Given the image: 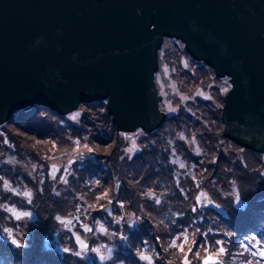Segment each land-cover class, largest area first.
<instances>
[{
	"label": "rangeland",
	"instance_id": "rangeland-1",
	"mask_svg": "<svg viewBox=\"0 0 264 264\" xmlns=\"http://www.w3.org/2000/svg\"><path fill=\"white\" fill-rule=\"evenodd\" d=\"M162 49L156 73L161 107L165 114L178 121L171 126H166L167 122L163 124L166 126L163 132L170 136V146L166 149L162 129L157 135H145L140 131L124 134L123 142L119 143L121 159L132 160L135 156L139 157L141 151L146 154V165L142 167L136 161L131 173L145 172L147 184L142 176L133 177L130 184L145 188L143 201L149 207L150 217L162 220V231L157 234L162 233V238L158 239L160 245H154L152 249L157 264H162L166 255H169L167 264H264V241L255 236L240 241L237 233L222 232L227 228L221 223L225 220L235 226L236 221L253 223L257 219L264 220L255 214L257 205L264 204V156H254L220 139L214 147L223 146L224 160L215 162L218 150L214 149L204 132L212 135L213 129H218L215 122L208 120V115L219 121L217 101L224 91L215 90L219 82L206 71H203L201 79L208 86L196 88L190 78L193 69L200 63L186 55L180 42L166 40ZM199 98L207 104V109L200 106ZM102 114L104 106L101 103L91 108L80 107L65 118L40 111L19 113L11 125L0 131L2 148V140L6 142L8 134H12L20 150V153L8 148L5 153L0 151V242H5V245L0 244V264H154L148 254L149 249H142L133 257L137 252L135 245L140 240L127 236L124 237L127 246L118 249L114 258L109 257L114 254L109 242L97 246L100 243L97 241L88 248L82 236L80 240V231L70 232L77 247L75 252L71 251V248L74 249L72 238L64 234L67 228L63 232H55L57 238L50 246L47 239L33 240L36 228L32 224L37 217L34 213L42 216L46 226H49L47 220L50 216L59 225H70L69 216L78 211L85 213V209L88 223L89 220H103L109 214L102 207L97 211L102 202L101 196L90 202L88 207L89 202L84 198L77 197L75 200L72 197L73 193L81 190L76 175L81 168L94 163L107 170L106 160L97 156L104 158L105 151L112 145L104 147L90 143L91 135L104 133V124L98 122ZM202 119H206L204 124H201ZM36 134L49 137L48 142L35 143ZM176 142H179L178 149H175ZM10 155L14 161L16 157L21 159V168L10 165ZM181 158L195 166L197 180H194V188L201 191L196 196L198 207L191 208L190 196L185 200L177 197V191L188 186V181L179 176L182 170L188 171L187 167L183 169L181 166ZM72 161H75L73 165ZM46 162L49 165L48 178L42 171L43 167H47ZM87 180L93 189L95 186L91 178L87 177ZM111 186L109 182L105 187V204L119 201L129 212L125 205L126 197L119 194L121 184L115 181L113 192ZM62 191L66 193L65 197L61 196ZM55 193L58 195H53ZM64 205L67 206L62 213ZM211 206L216 208L218 216L209 213ZM134 217L139 225L140 218ZM125 218L131 221L133 215ZM205 219L214 224V228L205 230L196 226ZM179 222L184 225L181 230H178ZM257 224L264 231V223ZM90 231L87 230L88 233ZM144 231L146 235H142L149 244L152 235Z\"/></svg>",
	"mask_w": 264,
	"mask_h": 264
},
{
	"label": "water",
	"instance_id": "water-1",
	"mask_svg": "<svg viewBox=\"0 0 264 264\" xmlns=\"http://www.w3.org/2000/svg\"><path fill=\"white\" fill-rule=\"evenodd\" d=\"M228 76L223 136L264 154V0H0V126L33 106L107 101L122 131L164 122V38Z\"/></svg>",
	"mask_w": 264,
	"mask_h": 264
},
{
	"label": "trees",
	"instance_id": "trees-1",
	"mask_svg": "<svg viewBox=\"0 0 264 264\" xmlns=\"http://www.w3.org/2000/svg\"><path fill=\"white\" fill-rule=\"evenodd\" d=\"M193 67L195 64H193ZM202 65H196L195 69H193V75L190 78V81L194 82L195 86L197 89L199 88H206L208 85L207 83L203 82L201 79V76H203V71H206V73L209 76H214L213 73L210 70H205L201 68ZM202 82V83H201ZM218 86L215 87V90L219 92V90H225L226 89V84L224 81H219ZM218 117H220V108L222 106V97L218 96ZM200 102V106L204 107L207 109V104L203 102L200 98L198 99ZM93 105H98V104H93ZM93 105H88V108H91ZM103 105V104H102ZM104 106V105H103ZM33 111H40V112H45L48 113L54 117H57L50 112H47L43 109H38L34 108L28 112H24L25 114H28ZM19 114V113H18ZM16 114L11 121L6 123L4 126L0 128V131L3 129V127H6L8 125H11L15 121V117L18 115ZM57 118H65V117H57ZM99 123L104 124V133L103 135H91L90 136V143L95 144L98 146H108L112 145L110 148H108L105 151V157H100L97 156L98 159H105L106 160V166L107 170L104 171L101 167V165L90 163L89 165L84 166L81 168L79 172L76 173L77 177L79 178V184L81 186V190L78 192H75L72 194V197L77 200V197L84 198L86 201L89 203L87 204L90 205V202H93L97 200L99 196L102 197V202L98 205L97 211L102 207L105 209V211H108L109 214L107 213L106 216L104 217L103 220H96V221H91L89 220L88 223V218L86 215V209L83 211H78L74 215L69 216L71 219V224L70 225H59L57 220H53V217H49V221L47 220L49 226L45 225V220L42 219V216L34 213L37 217L36 220L33 222V226L36 228L35 233L33 234V240L35 242H38V240L41 239H47L49 242V245L55 241L56 235L55 232H63L64 229H66L65 236H70L72 238V234L70 233L71 230L79 232L80 231V240L81 236L84 241L87 242L88 248L91 247L95 242L99 241L100 243L97 246H100L103 242H109L112 245V249L114 251V254H111L109 257L114 258L117 257L118 254V249L126 247L127 243L124 241V237H130L133 239H139L140 241H137V244L135 245L137 248V252L134 253L135 257L137 254L141 253V250L143 249L146 251L148 250V254L153 258L154 264H157V259L153 254V247L154 245H160V240L159 238H162V233L157 235L160 231H162L163 223L162 220H155L150 217V210L149 207L144 203L143 197L145 196V188H136L135 186H131L130 181L133 177L135 176H142L147 184V175L145 172H141L139 174L131 173L132 168L134 167V164L136 161H139L144 167L146 165V154L141 151L140 156L137 157L135 156L132 160H129L127 158L121 159V156L119 154V143L120 141L123 142L122 136L124 135L123 133H118L116 130L115 125L113 124L111 117L107 114L106 109L104 107V114L99 116ZM208 120L212 123H216L218 125V129L214 128L212 135H210L207 131L204 132L205 136L209 138L211 144L213 147L215 146L216 142L218 140H223V142H228L225 139L222 138L221 133H222V127L220 126V119L219 121H215L213 118H211L208 115ZM202 123L204 124L206 119L201 120ZM166 126H171L173 124H177V120L174 118H169L167 121ZM192 122V120H190ZM166 126H162L160 129H162L164 141H165V147L166 149L170 146L169 143V135H166L163 131ZM156 130L153 135H157L159 133V130ZM165 134V135H164ZM146 135V134H145ZM151 135V134H150ZM49 137L44 136V135H35V140H33L35 143L39 144H44L48 142ZM215 142V143H214ZM2 144H4V147L2 148V145H0V151H3V153L6 152V149L8 148L12 152H17L20 153V150L18 148V143L14 140V137L12 134H8L7 141L4 142L2 140ZM179 145V142H176V147L175 149H178L177 146ZM46 146V145H45ZM44 146V147H45ZM223 147V146H222ZM222 147L215 148L218 150V154L216 155L215 162L221 161L222 159L224 160V156L222 154ZM244 151V150H243ZM247 152V151H246ZM250 153V152H249ZM252 154V153H251ZM254 155V154H252ZM258 156V155H254ZM100 157V158H99ZM11 161V166L15 168H21V159L19 157H16L15 161L12 160L13 157L10 155L9 157ZM182 165L183 169L184 167H187V170H182V172L179 174V176L182 178L183 181H188V186H185L181 190L177 191V197H179L183 200L185 198H188V196L191 197V208L192 207H198L199 204L196 200V196L200 195L201 191L198 189L195 191L194 188V180H197L196 173H195V166L191 162H185L182 158ZM75 161H72V165L74 164ZM47 167H43L42 171L47 174L48 178V163L46 162ZM87 177L91 178V182L95 186L93 189L89 187ZM57 180V179H55ZM117 181L121 184L119 194H123L127 201L125 203L126 208L129 210V212H126L123 209L122 204L118 201H114L109 203L108 205L105 204L104 202V195L106 193L105 187L106 185L110 182L112 183L111 186V192H113V183ZM60 184V183H59ZM1 185V184H0ZM220 187L218 188V190ZM63 190V189H62ZM116 190V189H115ZM217 191V189H215ZM205 191V190H204ZM61 196L63 197L64 194H66L64 191H62ZM206 192V191H205ZM207 193V192H206ZM215 193V192H214ZM53 195H58L57 193ZM208 196V193H207ZM65 197V196H64ZM221 200L225 201L223 198V195H220ZM67 205L63 206V210L61 211L62 213L65 212V208ZM96 211V212H97ZM255 214L258 216H262L264 218V204H258L255 210ZM134 214H133V213ZM162 213V211L159 212V215ZM209 213L214 214L215 216H218V213L216 211V208L214 209L212 206L209 208ZM77 214H80L77 217ZM133 215V220L127 221L125 216L127 215ZM124 215V216H122ZM134 215L138 218H140L141 223L138 225L137 221L135 220ZM242 215L245 216L244 213ZM123 221V222H122ZM257 222H262L264 223L263 219H257L253 221V223L250 222H240L236 221V225L233 226L231 222L221 220V223L224 227H226V230H223L222 232H232V233H237L239 235L238 240H244L249 238L250 236H255L256 239L264 241V231L258 226ZM53 223V225H51ZM90 224V225H89ZM92 224V225H91ZM138 225V226H137ZM135 226H137L136 229H133ZM178 230H181L184 225L181 224L180 222L178 223ZM196 226L198 228H203L205 230H210L214 228V224H211V222L208 219H205L202 223H197ZM132 228V229H131ZM239 228V229H238ZM90 229L91 231L88 233L87 230ZM151 233L152 237H150L149 244L146 243V239L143 237V235H146V231ZM141 231V232H140ZM143 231V233H142ZM221 232V233H222ZM89 235H88V234ZM209 233V232H208ZM41 234V235H40ZM143 234V235H142ZM91 238H89V237ZM86 239H85V238ZM127 238V239H128ZM90 239V240H89ZM72 243L74 246V249L71 248L70 250L75 252L77 247L75 244L74 238H72ZM0 244L5 245V242L1 241ZM84 244V242H83ZM91 244V245H90ZM70 245V244H69ZM59 246V245H57ZM97 246L95 248H97ZM102 246V245H101ZM224 249V246H222ZM85 250V248H84ZM122 250L119 252V255L121 254ZM61 255V254H57ZM168 256L166 255L164 257L163 263L162 264H167L168 261ZM78 259V257H77ZM123 259H126L125 257ZM138 260V258H136ZM118 262V261H117ZM119 264H126V262H119Z\"/></svg>",
	"mask_w": 264,
	"mask_h": 264
},
{
	"label": "clouds",
	"instance_id": "clouds-1",
	"mask_svg": "<svg viewBox=\"0 0 264 264\" xmlns=\"http://www.w3.org/2000/svg\"><path fill=\"white\" fill-rule=\"evenodd\" d=\"M163 38H164V41H166V40H168V41H169V40H173V41H176V42H177V41L180 42V43L182 44V46H183V49H184L186 55H187L191 60H193L194 62H198V63H200V65H202L201 68H204L205 70H210V71L213 73V75H214L213 77H214L215 79H217V80H219V81H224V82H225V84H226V89L223 90L224 93H223V95H222V106H221V108H220V120H221V125H222V128H223V129H222L221 136H222L223 139H225V140L228 141L229 143H231V144L237 146L236 144L232 143V141H230L229 139H227L226 137L223 136L224 126H223V124H222V109H223V106H224V95H225L228 91H230L231 88H232L230 77H228V76H222V77H219V76L216 75V73L214 72V70H213L212 68H210L209 66H207L205 63H203L202 61H199V60H196V59L192 58V57L186 52L185 47H184V44H183L180 40L175 39V38H167V37H163ZM163 43H164V42H163ZM162 46H163V44L161 45V47H160L159 50H158L157 63H156V73H157L158 68H159V66H160L159 52H160V51H163ZM219 92H220V90H219ZM160 101H161V97H160ZM99 103L103 104L104 107H105V109H106V103H107V101H105V100H104V101H98V102H92V103L78 104V106L76 107V109H74L73 111H71L70 113H68V114H66V115H59V114L54 113V112H52V111H50V110H48V109H46V108H42V107L39 108V107H37V106H33L31 109H28V110H26V111L22 110V111H20V112H16L15 114H13L12 118H13L16 114H18V113L28 112V111H30V110H32V109H34V108L43 109V110H45V111H47V112H50L51 114H53V115H55V116H57V117H66V116H68V115H71V114L75 113L80 107H87L88 105L99 104ZM106 112H107V109H106ZM162 113H163V119H164V122L161 123L160 125H158L156 128H151V129L149 130V132H144V131H142L141 129H137V130H135L134 132H130V133H129V132L122 131V129H120L116 124H114V123H113V124L115 125L116 130L118 131V133H123V134H135L137 131H140V132H142V133H144V134H146V135H150V134H152V132L154 133L156 130L160 129V127H162L163 124H164L169 118H171L170 116H168L167 114H165L163 111H162ZM107 114H108V112H107ZM108 115H109V114H108ZM109 116H110V115H109ZM110 117H111V116H110ZM12 118H11L9 121H11ZM111 120H112V117H111ZM9 121H8V122H9ZM8 122H7V123H8ZM112 122H113V121H112ZM5 124H6V123H5ZM5 124H4V125H5ZM4 125H2V126H4ZM2 126H0V128H1ZM237 147L240 148V149H242V150H244V151L250 152V153H252V154H254V155L264 156V154H256V153H253V152H251V151L245 150V149H243V148H241V147H239V146H237ZM48 166H49V165H48ZM6 247H7L8 249L12 250V248H10L9 246H6Z\"/></svg>",
	"mask_w": 264,
	"mask_h": 264
},
{
	"label": "snow or ice",
	"instance_id": "snow-or-ice-1",
	"mask_svg": "<svg viewBox=\"0 0 264 264\" xmlns=\"http://www.w3.org/2000/svg\"><path fill=\"white\" fill-rule=\"evenodd\" d=\"M78 115V114H77ZM183 167V165H181ZM262 255H264V253H262Z\"/></svg>",
	"mask_w": 264,
	"mask_h": 264
}]
</instances>
